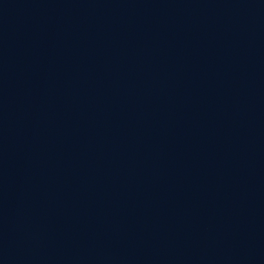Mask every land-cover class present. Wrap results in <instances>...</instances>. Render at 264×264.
Here are the masks:
<instances>
[{
  "label": "water",
  "instance_id": "water-1",
  "mask_svg": "<svg viewBox=\"0 0 264 264\" xmlns=\"http://www.w3.org/2000/svg\"><path fill=\"white\" fill-rule=\"evenodd\" d=\"M0 264H264V0H0Z\"/></svg>",
  "mask_w": 264,
  "mask_h": 264
}]
</instances>
